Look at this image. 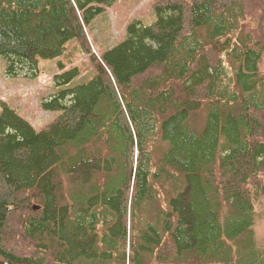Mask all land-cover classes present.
Wrapping results in <instances>:
<instances>
[{
	"label": "trees",
	"instance_id": "16d2710c",
	"mask_svg": "<svg viewBox=\"0 0 264 264\" xmlns=\"http://www.w3.org/2000/svg\"><path fill=\"white\" fill-rule=\"evenodd\" d=\"M115 1L0 0L8 76L71 40L93 69L54 75L41 130L2 106L0 264H264V0H153L95 55Z\"/></svg>",
	"mask_w": 264,
	"mask_h": 264
},
{
	"label": "rangeland",
	"instance_id": "374dc122",
	"mask_svg": "<svg viewBox=\"0 0 264 264\" xmlns=\"http://www.w3.org/2000/svg\"><path fill=\"white\" fill-rule=\"evenodd\" d=\"M153 0H116L105 11L98 14L87 32L92 53L110 48L124 40L126 28L134 20L144 25L155 19ZM73 40L67 43L65 54L54 57H38L34 74L8 76L5 73V60L0 56V111L3 105L14 109L29 121L36 130H41L59 115V111L42 108V101L56 91L54 75L77 66L79 75L76 82L92 74L90 54H82ZM71 85V84H69ZM255 234L264 243V197L258 201L255 210Z\"/></svg>",
	"mask_w": 264,
	"mask_h": 264
},
{
	"label": "bare ground",
	"instance_id": "6f19581e",
	"mask_svg": "<svg viewBox=\"0 0 264 264\" xmlns=\"http://www.w3.org/2000/svg\"><path fill=\"white\" fill-rule=\"evenodd\" d=\"M258 205V204H257ZM257 207V206H256ZM255 243L259 246H264V243L260 242V240L257 238V235L255 234Z\"/></svg>",
	"mask_w": 264,
	"mask_h": 264
}]
</instances>
